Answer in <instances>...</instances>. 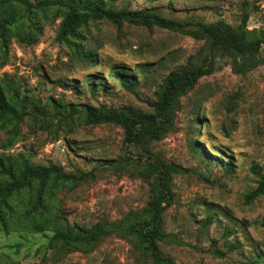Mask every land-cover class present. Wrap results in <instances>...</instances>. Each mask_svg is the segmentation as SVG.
<instances>
[{
  "label": "rangeland",
  "instance_id": "rangeland-1",
  "mask_svg": "<svg viewBox=\"0 0 264 264\" xmlns=\"http://www.w3.org/2000/svg\"><path fill=\"white\" fill-rule=\"evenodd\" d=\"M37 3L40 0H30ZM117 8H151L166 17L237 26L244 12L249 30L264 29V0H110ZM55 6L39 16L37 42L11 39L7 63L0 54V82L17 93L29 110L35 106L58 113L47 125L31 115L0 127V154H19L38 164H56L85 177L46 189L44 214L24 215L36 200L35 190L15 195L6 229L0 224V264H154L134 237L113 233L98 244L60 251L48 244L53 218L92 228L102 222H126L131 212L145 215L157 196V172L137 169L154 160L181 166L171 173L170 202L162 211V255L172 264H264V193L247 202L264 175V60L246 72L233 68L232 58L213 56L204 39L154 26L147 28L106 19L81 28L78 41L98 61L82 59L69 44L57 40L62 19ZM264 58V43L260 48ZM210 72L179 97L159 138L125 144L114 123L86 124L65 119L68 110L92 105L154 112L164 78L189 63ZM139 63H156L149 73ZM117 64L134 69L138 80L127 89L110 73ZM95 75V90L89 77ZM125 158H127L125 160ZM115 159L107 164L105 160ZM226 162L232 169L225 170ZM211 220L204 227L203 224ZM36 225H34V224ZM217 250L223 252L219 254ZM166 264V262H164Z\"/></svg>",
  "mask_w": 264,
  "mask_h": 264
},
{
  "label": "trees",
  "instance_id": "trees-1",
  "mask_svg": "<svg viewBox=\"0 0 264 264\" xmlns=\"http://www.w3.org/2000/svg\"><path fill=\"white\" fill-rule=\"evenodd\" d=\"M61 10L57 40L65 42L82 58L97 62L91 52L81 48L77 40L81 39L83 26L90 21L106 19L117 25L123 22L152 28L158 26L177 30L196 39H204L209 44L213 56H228L232 58L233 68L238 72H246L260 64L264 58L260 55L261 45L264 43V29L249 30L250 15L244 12L241 23L232 26L224 20L215 22L180 20L166 17L151 8L128 10L117 8L110 0H40L33 3L30 0H0V54L3 63H7L10 43L13 37L25 44L37 42L42 33V23L39 16L46 18L52 7ZM156 63H139L136 65L142 74L149 73ZM211 67L189 63L171 70L164 78L158 99L153 103L154 112H135L130 108H108L105 106L84 105L83 108L74 106L68 110L65 119L73 120L74 117L84 119L86 124L114 123L121 126L125 133V144L139 142L145 137L159 138L160 130L171 119L173 107L179 97L191 90L198 80L210 72ZM110 73L127 89H132L138 80L134 69L124 64L114 65ZM95 75L89 77V87L95 90ZM58 111L46 110L39 106L31 111L25 104L19 92L8 94L3 83L0 82V127L7 128L23 120L26 115H31V120L47 125L53 120ZM127 158H125L126 160ZM118 160H105L107 164L116 163ZM137 169L150 175L157 172L156 183L159 186L157 196L149 203L144 216L131 212L126 222H102L92 228L70 225L66 218L54 216L53 236L49 246L60 251L79 250L91 247L101 242L113 233H124L134 237L139 248L149 255L154 264H172L162 255L160 243L168 238L162 228L163 203L170 202L168 188L171 173L183 172L184 169L175 164L161 160H154L148 164L138 162ZM232 169L231 163L226 162L225 170ZM87 173L76 175L63 171L56 164H38L28 157L19 154L15 158L10 155L0 154V224L6 229L9 217L12 216V198L26 190H35L36 200L32 208L24 215L27 219L36 213L44 214L46 205L43 197L46 189L54 188L87 176ZM264 193V175L259 186L246 195L247 202L256 199ZM33 213V214H32ZM211 219L203 224L207 226ZM34 224V223H33ZM36 225V224H34ZM264 228V218L260 222ZM219 254H223L217 250Z\"/></svg>",
  "mask_w": 264,
  "mask_h": 264
}]
</instances>
